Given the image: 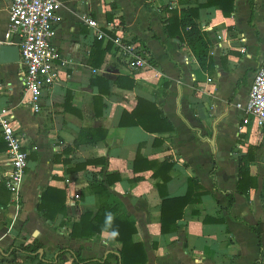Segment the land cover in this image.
Here are the masks:
<instances>
[{"label": "crops", "instance_id": "crops-1", "mask_svg": "<svg viewBox=\"0 0 264 264\" xmlns=\"http://www.w3.org/2000/svg\"><path fill=\"white\" fill-rule=\"evenodd\" d=\"M58 1L52 43L65 63L56 62L59 78L43 91L39 111L27 103L19 64H0V110L14 114L27 154L17 208L3 187L11 164L6 148L0 149V248L37 240L46 261H31L20 253L15 261L0 264H78L70 250H79L82 259L104 261L110 254L119 258L121 243L106 229L86 238L71 235L81 215L90 213L92 221L99 209V197L88 186L103 166L99 179L118 176L106 202L115 207L116 217L135 224L132 240L142 244L145 264H264V126L253 120L244 123L236 107L244 103L264 58V0H253L252 7L249 0H233L229 16L217 5L199 7L197 23L210 42L209 73L178 35L166 34L170 13L163 8L197 7L206 0ZM9 7L10 0H0V40ZM84 17L95 19L103 30L113 26L124 37L138 40L149 54L150 67L131 69L118 60L111 42L101 65L94 68L89 62L94 36ZM107 42L102 39V47ZM96 76L107 80V92L92 84ZM117 76L135 85L118 86ZM66 98L71 110L64 107ZM138 98L153 103L172 130L155 127L149 132L131 123L129 116L127 124L119 125L123 112L131 113ZM98 127L106 129L104 139L89 142L86 131ZM249 145L256 146L248 164L256 185L245 195L236 191V183L239 158ZM93 158L105 159V165L82 166ZM189 178L197 179L206 193L185 206L172 231L162 233V195L183 196ZM47 188L60 193L55 198L63 202L65 214L56 211L47 219L38 210ZM224 191L232 193L231 204ZM60 249L66 251L57 256ZM109 262L117 264L113 257Z\"/></svg>", "mask_w": 264, "mask_h": 264}, {"label": "trees", "instance_id": "trees-1", "mask_svg": "<svg viewBox=\"0 0 264 264\" xmlns=\"http://www.w3.org/2000/svg\"><path fill=\"white\" fill-rule=\"evenodd\" d=\"M249 3L252 7L253 0H249ZM210 5H217L224 16L231 15L234 8L233 0H206L202 5H198L197 7H186L180 9H170L167 6L163 7L170 13V16L166 19V34L168 36L178 35L180 41L184 42L190 49L200 68L204 72L208 73L212 68V57L209 53L210 42L205 31L198 25L197 19L199 16V7H207ZM104 31L108 33L109 36L113 37V34H111L109 31ZM110 46V40H108L107 44L102 47V39L94 37L93 44L89 52V62L94 68H98L101 65L104 54L109 50ZM115 83L118 86L125 84L128 87H133L135 85V82L126 76H117ZM92 84L103 86L104 89L102 87L99 88L102 93L108 91V82L102 76H96L95 79L92 80ZM66 103L67 98L64 102V107L71 110V108H69ZM143 111H145V113ZM127 116L131 117L132 119L135 117V121L131 119V123L139 124L142 128L149 132L155 129V127L160 130H172L173 128L172 124H170L168 120L161 117L159 110L153 103L150 104L147 101L139 98L137 99V104L131 113L126 111L123 112L119 121V125L127 124L125 119ZM154 120H156L155 122H157V126L153 125L152 122ZM105 134L106 129L99 127L96 131H86V137L91 143H96L98 140L104 139ZM5 148L6 144L1 137L0 149ZM255 149L256 146L249 145L247 152L239 158L236 183V191L238 193L246 195L248 194L249 189L256 185V178L250 176L248 172V164L254 158ZM211 162L212 167L209 171V175L213 178L214 172L216 170V164L213 156ZM90 163H101L102 165H105V159L93 158L86 160L82 166H86ZM152 163L154 164V162ZM152 163H149L148 166H153ZM103 171L104 166L98 172H94L92 174V182L88 186V191L97 194L99 197V209L93 216L92 221H89L91 217L90 213L86 212L81 215L79 221L73 224L71 235L73 237L86 238L91 235L98 234L102 230L106 229L114 235L115 240L121 243V248L119 249V258L110 254L104 261L82 259L80 257L79 250H70L73 260L78 264H87L91 262H96V264H110L109 258L113 257L115 261H117V264H145L146 255L142 244L136 243L132 240V235L136 230L135 224L127 217H116L115 207H110L106 202L111 194L110 185L118 178V176H110L111 174H106L104 179H99L97 174H103ZM165 181L166 178H164V182ZM198 183L199 181L197 179L189 178L188 189L186 194L183 196L165 197L162 195L160 206V224L162 233L172 231L176 227V219L178 216L182 215V211L185 206L190 203L199 202L201 194L206 193V190ZM3 187L8 192V194H10L4 184ZM195 187L197 188L195 189ZM224 193L229 197V204H231L233 200L232 193L227 191H224ZM56 195H60V193L54 191L53 189L47 188L41 195L40 202L37 205L38 210L47 219H51L56 211H60L61 213L65 214V206L63 202H58V200L55 198ZM39 249H42V244L37 240H33L30 243H20L18 245L10 244L6 249L0 248V261H15L18 254L22 253L25 254L31 261L37 259L40 263L45 262L46 260L44 259V255H39ZM65 251V249H60L57 253V256L63 254ZM258 263L259 261L255 262V264Z\"/></svg>", "mask_w": 264, "mask_h": 264}, {"label": "built area", "instance_id": "built-area-1", "mask_svg": "<svg viewBox=\"0 0 264 264\" xmlns=\"http://www.w3.org/2000/svg\"><path fill=\"white\" fill-rule=\"evenodd\" d=\"M59 8L58 0H10L8 25L0 40V45H17L19 48L22 88L34 112L40 110L43 91L59 78L56 62L65 63L61 52L52 43ZM84 23L94 37L111 40L113 53L119 61L131 69L150 67L149 54L138 40L126 38L119 29L107 25L105 29L113 34L111 37L90 17H84ZM15 37H19L18 42L14 41ZM236 107L241 110L244 123L253 120L259 127L264 126V58L254 72L244 103H236ZM0 136L6 144L11 164V171L4 177V185L18 208L27 154L22 148L14 114L9 109L0 110ZM73 197L77 199L78 194Z\"/></svg>", "mask_w": 264, "mask_h": 264}, {"label": "water", "instance_id": "water-1", "mask_svg": "<svg viewBox=\"0 0 264 264\" xmlns=\"http://www.w3.org/2000/svg\"><path fill=\"white\" fill-rule=\"evenodd\" d=\"M15 42L19 41V37L14 38ZM20 59L19 48L17 45H0V64L18 63ZM39 255H42V249H39Z\"/></svg>", "mask_w": 264, "mask_h": 264}]
</instances>
